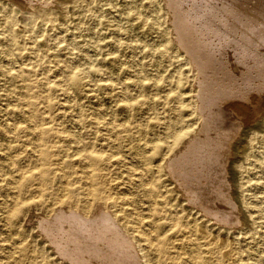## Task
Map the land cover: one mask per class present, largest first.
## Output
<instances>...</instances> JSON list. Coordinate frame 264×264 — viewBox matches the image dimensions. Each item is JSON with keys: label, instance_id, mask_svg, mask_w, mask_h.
Instances as JSON below:
<instances>
[{"label": "rangeland", "instance_id": "rangeland-1", "mask_svg": "<svg viewBox=\"0 0 264 264\" xmlns=\"http://www.w3.org/2000/svg\"><path fill=\"white\" fill-rule=\"evenodd\" d=\"M169 1L0 0V264H105L76 261L55 243L63 211L108 217L140 264H264L260 95L232 101L250 118L223 146L222 216L169 168L203 122L202 70L179 41ZM36 6L50 19L33 22ZM8 16L23 26L27 52L12 48ZM64 67L80 70L79 80ZM233 111L225 122L237 121ZM192 124L175 143L173 132Z\"/></svg>", "mask_w": 264, "mask_h": 264}, {"label": "bare ground", "instance_id": "bare-ground-1", "mask_svg": "<svg viewBox=\"0 0 264 264\" xmlns=\"http://www.w3.org/2000/svg\"><path fill=\"white\" fill-rule=\"evenodd\" d=\"M169 2L174 12L173 21L179 41L202 70L199 78V102H195V106L199 107L202 113V117L201 115L199 117L203 122L198 135L195 132L190 135L193 124L187 125L186 129H177L173 132L175 143L178 144L189 135L190 141L186 140L182 148L170 159L167 157L165 161L169 159V168L189 190L193 199L200 204H207L204 208L219 218L226 209L220 205V197L228 187L225 181L227 178L224 179L226 173H224L223 146L229 141L227 138H231V132H235L240 123L243 124L242 122L250 118V116L242 117L236 102L232 101L234 98L251 100L257 94L260 95L255 103L257 112L264 108V0H170ZM32 9L33 22L44 15L50 19L52 15L51 11H47L42 6ZM7 21L11 28L12 48L19 54L27 52V48L23 49L21 44L24 38L23 26L12 27L11 16L7 17ZM73 67H64V70L67 79L76 82L79 80L80 70ZM173 95L169 94L171 97ZM180 96L175 94L174 97ZM228 108L234 110L231 109L235 112L233 119L237 121L225 122V116H230L232 112L225 111L224 116L223 112ZM228 113L230 114L227 115ZM47 131L48 135L52 133L50 129ZM42 155L44 159H49L50 151L47 146L43 148ZM101 158L99 156L98 159ZM57 218L60 226L57 225L59 230L55 243L60 244L61 250L74 255L76 261H80L84 258L82 255L87 254L98 257L105 264L107 262L140 264L138 254L120 235L116 224L108 217H102L101 222L91 221L63 211ZM64 222L68 223V226L63 225ZM66 239L73 243L72 249L66 247L64 249L67 245Z\"/></svg>", "mask_w": 264, "mask_h": 264}]
</instances>
